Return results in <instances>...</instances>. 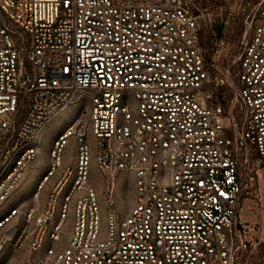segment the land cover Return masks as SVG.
<instances>
[{
	"label": "built area",
	"instance_id": "built-area-1",
	"mask_svg": "<svg viewBox=\"0 0 264 264\" xmlns=\"http://www.w3.org/2000/svg\"><path fill=\"white\" fill-rule=\"evenodd\" d=\"M0 14V203L49 123L85 103L31 202L0 217L1 247L27 245L23 264H264L263 2L231 58L215 25L234 6L0 0Z\"/></svg>",
	"mask_w": 264,
	"mask_h": 264
},
{
	"label": "rangeland",
	"instance_id": "rangeland-1",
	"mask_svg": "<svg viewBox=\"0 0 264 264\" xmlns=\"http://www.w3.org/2000/svg\"><path fill=\"white\" fill-rule=\"evenodd\" d=\"M204 5L218 9V11H225L228 7L234 6L238 12L237 21L229 23L227 25L217 23L215 30L218 33L220 39L225 40L231 45L229 57L234 55L239 50V40L245 30V19L248 14L251 17L260 8L261 3L264 0H199ZM260 16V14H258ZM1 22V14H0ZM84 102H77L69 105L63 111H61L45 128L42 133L38 144L40 146V153L35 159L33 165L27 171L26 175L22 179L19 189L10 198L0 203V217L6 214L11 208H14V204L17 203H30L33 191L41 178L42 174L47 168L50 149L54 143V140L58 135L69 125L73 123L78 114L85 107ZM64 155L68 161H76L77 157V142L75 138H70L68 144L65 147ZM93 176L95 182L97 176V170L93 167ZM123 183L122 177L119 178V186ZM4 236V230H0V242ZM30 254V250L27 245L15 248L11 242L0 246V264H23L27 256Z\"/></svg>",
	"mask_w": 264,
	"mask_h": 264
},
{
	"label": "snow or ice",
	"instance_id": "snow-or-ice-1",
	"mask_svg": "<svg viewBox=\"0 0 264 264\" xmlns=\"http://www.w3.org/2000/svg\"><path fill=\"white\" fill-rule=\"evenodd\" d=\"M65 2H66V6H67L68 0H65ZM65 71L67 72V71H69V69H65Z\"/></svg>",
	"mask_w": 264,
	"mask_h": 264
}]
</instances>
